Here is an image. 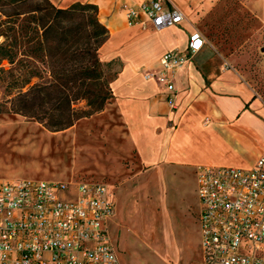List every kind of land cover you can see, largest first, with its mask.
<instances>
[{
    "label": "crops",
    "instance_id": "1",
    "mask_svg": "<svg viewBox=\"0 0 264 264\" xmlns=\"http://www.w3.org/2000/svg\"><path fill=\"white\" fill-rule=\"evenodd\" d=\"M49 1L58 8L77 2L96 5L98 19L108 30L98 49L100 59L119 57L123 61L111 83L113 98L108 103L117 116V122L106 125L108 137L115 140L108 149L109 164L100 165L99 155L104 151L90 149L100 174L120 178L116 184H108L114 211L107 220L120 264H128L123 260V248L129 245L131 232L122 222L130 206L144 230L143 238L138 239L147 257L156 264H202L195 167H248L264 155V103L240 72L215 57L206 42L174 73V108L167 102L168 90L156 80L144 78L146 72L159 68L164 52L185 51L189 35L196 30L186 21L182 0L168 1L185 19L158 29L126 22L125 7L144 0ZM139 54L151 57L150 66L142 72V65L133 61ZM72 127L64 129L71 136L75 134ZM3 136L0 130V154ZM132 152L136 161L123 166L120 158ZM31 174L11 172L0 164V180L73 182L58 175L39 178Z\"/></svg>",
    "mask_w": 264,
    "mask_h": 264
},
{
    "label": "built area",
    "instance_id": "2",
    "mask_svg": "<svg viewBox=\"0 0 264 264\" xmlns=\"http://www.w3.org/2000/svg\"><path fill=\"white\" fill-rule=\"evenodd\" d=\"M128 25L172 26L185 19L168 0L125 7ZM191 32L185 51L162 54L146 72L167 89L175 107L173 77L205 44ZM202 264H264V155L248 167H195ZM111 187L103 181L0 180V264H120L107 220Z\"/></svg>",
    "mask_w": 264,
    "mask_h": 264
},
{
    "label": "rangeland",
    "instance_id": "3",
    "mask_svg": "<svg viewBox=\"0 0 264 264\" xmlns=\"http://www.w3.org/2000/svg\"><path fill=\"white\" fill-rule=\"evenodd\" d=\"M182 3L187 23L204 36L206 47L215 57L223 59L227 66L238 70L242 79L264 103V0H182ZM19 8L23 9L24 6ZM4 18L0 13V23ZM3 26L0 25V30ZM181 27L186 28L184 25ZM3 40L4 37L0 35V43ZM27 46H21L20 50ZM150 59V55L139 54L134 55L133 61L142 65V72L150 66ZM14 60L13 63L8 60L0 62V109L8 106V103H4L14 94V91L5 90L7 82L20 74L27 75L33 67V60L46 59L40 54L35 59L17 55ZM18 60H22L23 66L18 67ZM115 60L111 71L123 66L119 57ZM37 64L43 68L41 63ZM76 106L83 107L84 101H79ZM113 122H117V116L111 104H107L101 112L76 121L72 125V129H75L73 136L66 130L49 131L38 121L20 114L0 112V130L4 132L1 139L5 142L0 164L11 172L26 173L27 176L33 173L41 178L44 174H50L62 176L64 181L98 179L114 185L120 178L100 174L98 163L90 151L91 148L104 151L99 155L100 165L109 164L108 149L115 140L108 137L106 125ZM135 161L134 152L120 158L123 166ZM122 224L131 232L129 245L123 248V260L128 264H156L147 257L143 243L139 241L143 238L144 230L132 206L126 211ZM110 239L114 241L111 236ZM118 247L120 249V242Z\"/></svg>",
    "mask_w": 264,
    "mask_h": 264
},
{
    "label": "trees",
    "instance_id": "4",
    "mask_svg": "<svg viewBox=\"0 0 264 264\" xmlns=\"http://www.w3.org/2000/svg\"><path fill=\"white\" fill-rule=\"evenodd\" d=\"M97 12L90 3L58 8L49 0H0L5 17L0 23V62L13 63L17 55L35 59L43 54L46 59L33 60L27 75L7 82L5 90L14 94L0 112L20 114L49 131H60L104 109L113 98L111 83L119 69L111 71L115 59L98 56L108 30ZM23 45L28 46L20 50ZM79 101H84L83 107L76 106Z\"/></svg>",
    "mask_w": 264,
    "mask_h": 264
}]
</instances>
